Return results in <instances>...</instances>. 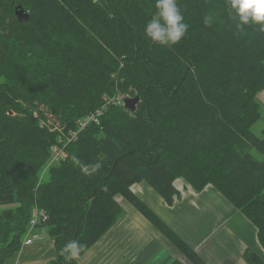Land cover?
<instances>
[{"label": "trees", "instance_id": "trees-1", "mask_svg": "<svg viewBox=\"0 0 264 264\" xmlns=\"http://www.w3.org/2000/svg\"><path fill=\"white\" fill-rule=\"evenodd\" d=\"M176 2L189 28L162 46L144 32L156 0H0V264L21 248L36 210L45 217L32 230L55 247L48 264H79L61 250L76 241L81 255L103 236L124 213L116 195L186 261L207 264L130 189L144 182L172 205L179 178L196 192L212 185L244 215L261 252L242 258L264 264V128L253 132L264 31L238 29L228 0ZM118 94L139 96L135 111L110 104ZM106 99L98 123L66 143ZM54 145L66 156L50 165Z\"/></svg>", "mask_w": 264, "mask_h": 264}, {"label": "crops", "instance_id": "crops-1", "mask_svg": "<svg viewBox=\"0 0 264 264\" xmlns=\"http://www.w3.org/2000/svg\"><path fill=\"white\" fill-rule=\"evenodd\" d=\"M257 96L259 98V93ZM175 186L179 195L174 196L172 205L164 204V199L144 182L135 183L130 189L207 264H247L242 258L245 249L261 252L256 228L212 185L196 192L179 178ZM115 200L122 205L124 213L103 236L79 255V264H170L174 260L190 264L134 206L125 204L120 195H116ZM34 230L42 237L29 245H22L5 264H48L55 258L53 241L43 228Z\"/></svg>", "mask_w": 264, "mask_h": 264}, {"label": "clouds", "instance_id": "clouds-1", "mask_svg": "<svg viewBox=\"0 0 264 264\" xmlns=\"http://www.w3.org/2000/svg\"><path fill=\"white\" fill-rule=\"evenodd\" d=\"M157 11L146 24L144 32L154 43L173 45L185 36L189 25L184 22L176 0H156ZM228 13L235 26L243 30L245 26H256L264 31V0H228ZM75 163L79 164L78 160ZM99 165L85 168L87 175L95 173ZM81 246L76 241L67 243L61 250L66 261L78 259Z\"/></svg>", "mask_w": 264, "mask_h": 264}, {"label": "bare ground", "instance_id": "bare-ground-1", "mask_svg": "<svg viewBox=\"0 0 264 264\" xmlns=\"http://www.w3.org/2000/svg\"><path fill=\"white\" fill-rule=\"evenodd\" d=\"M123 95L124 94H118L116 96V98L114 99V101L111 102L110 104L123 105L124 104V100L126 98H130V96H123ZM136 97L138 98V100L136 101L133 110H131L125 104H124V107L127 108L130 111H135L137 103L140 101L139 96H136ZM107 104L108 103L103 104L102 107H100V108H104ZM100 115L97 116V120L96 121H88L86 119V117L88 115L85 116L84 118H81L80 120L77 121V124H76L75 128L70 130L66 135H64L63 139L66 141V143L75 140L77 138V135H78L79 131L82 130L89 122L98 123ZM51 154H52V157H51V159H49L50 160V162H49L50 165L56 163L57 161L61 160L62 158H64L66 156V154H65V152L63 150V147H60V146H57V145H54L52 147V153ZM36 211H39V215H41L42 217H45V212L44 211H42V210H36ZM37 234H38V239L37 240H39L42 237V234L41 233H37ZM31 238H34L33 242L37 241L36 240V235H35V230L34 231L30 230V228L28 226V230H27L26 235H25V237H24V239L22 241V245H25L26 241L31 239Z\"/></svg>", "mask_w": 264, "mask_h": 264}, {"label": "built area", "instance_id": "built-area-1", "mask_svg": "<svg viewBox=\"0 0 264 264\" xmlns=\"http://www.w3.org/2000/svg\"><path fill=\"white\" fill-rule=\"evenodd\" d=\"M116 98V96H113L111 98L112 101H114V99ZM106 103H110L109 100L106 99ZM101 114V108L95 110L94 112H91L90 114H88V116L86 117V119L88 121H96L97 120V116ZM41 218V220L44 219V217H42L41 215H39V211H35L33 218L29 221V228L30 230H32L33 226L35 225V223L37 222V219ZM36 235V240L38 239V234L35 232ZM34 238H31L29 240L26 241L25 245H29L31 243H33Z\"/></svg>", "mask_w": 264, "mask_h": 264}, {"label": "rangeland", "instance_id": "rangeland-1", "mask_svg": "<svg viewBox=\"0 0 264 264\" xmlns=\"http://www.w3.org/2000/svg\"><path fill=\"white\" fill-rule=\"evenodd\" d=\"M262 94V92L261 93H259V101H260V103H261V108H263L262 110H261V116H260V118H259V120L254 124V127H253V132L254 133H256L257 135H259L260 134V132L262 131V128H264V93L262 94V96L260 97V95ZM130 98H132V97H130ZM140 102V101H139ZM138 102V103H139ZM137 103V104H138ZM258 159H260L261 157L260 156H258V155H255ZM46 172L45 173V177H46V175H47V171H45V169H44V167L42 168V170H41V172ZM184 184V183H183Z\"/></svg>", "mask_w": 264, "mask_h": 264}, {"label": "water", "instance_id": "water-1", "mask_svg": "<svg viewBox=\"0 0 264 264\" xmlns=\"http://www.w3.org/2000/svg\"><path fill=\"white\" fill-rule=\"evenodd\" d=\"M15 15L17 17V19L19 21H25L28 19V14L25 13V11L23 10V8H21L20 6H18L16 9H15ZM138 100V98L135 96L133 98H126L124 100V104L129 107L131 110L134 109V105L136 103V101Z\"/></svg>", "mask_w": 264, "mask_h": 264}]
</instances>
